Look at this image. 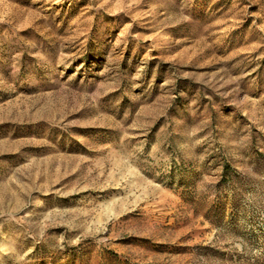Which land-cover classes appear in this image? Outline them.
<instances>
[{"label": "rangeland", "instance_id": "rangeland-1", "mask_svg": "<svg viewBox=\"0 0 264 264\" xmlns=\"http://www.w3.org/2000/svg\"><path fill=\"white\" fill-rule=\"evenodd\" d=\"M0 264H264V0H0Z\"/></svg>", "mask_w": 264, "mask_h": 264}]
</instances>
